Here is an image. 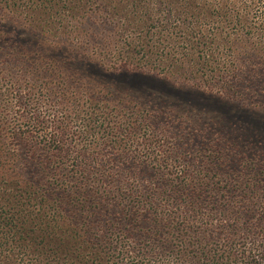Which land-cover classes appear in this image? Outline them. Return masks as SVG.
Here are the masks:
<instances>
[{
  "label": "rangeland",
  "instance_id": "obj_1",
  "mask_svg": "<svg viewBox=\"0 0 264 264\" xmlns=\"http://www.w3.org/2000/svg\"><path fill=\"white\" fill-rule=\"evenodd\" d=\"M68 5L0 0L1 140L68 181L150 193L176 182L258 211L264 68L251 53L191 49L193 20L135 29L108 15L113 1H89L80 16Z\"/></svg>",
  "mask_w": 264,
  "mask_h": 264
},
{
  "label": "trees",
  "instance_id": "obj_2",
  "mask_svg": "<svg viewBox=\"0 0 264 264\" xmlns=\"http://www.w3.org/2000/svg\"><path fill=\"white\" fill-rule=\"evenodd\" d=\"M5 1H68L69 14L79 16L89 1H113L108 15L135 29L193 20L185 45L249 52L248 64L264 68V0ZM1 139L0 264H264V202L249 211L230 206L250 199L176 182L150 193L111 180L68 181L51 162H25Z\"/></svg>",
  "mask_w": 264,
  "mask_h": 264
}]
</instances>
